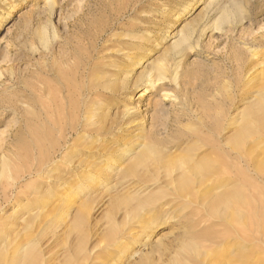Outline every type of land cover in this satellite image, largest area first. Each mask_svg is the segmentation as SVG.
<instances>
[{
  "label": "rangeland",
  "instance_id": "rangeland-1",
  "mask_svg": "<svg viewBox=\"0 0 264 264\" xmlns=\"http://www.w3.org/2000/svg\"><path fill=\"white\" fill-rule=\"evenodd\" d=\"M47 1L0 0V264H264V0ZM85 118L125 139L78 175ZM149 141L203 185L137 163Z\"/></svg>",
  "mask_w": 264,
  "mask_h": 264
},
{
  "label": "bare ground",
  "instance_id": "bare-ground-1",
  "mask_svg": "<svg viewBox=\"0 0 264 264\" xmlns=\"http://www.w3.org/2000/svg\"><path fill=\"white\" fill-rule=\"evenodd\" d=\"M219 2V1H218ZM214 3V2H213ZM217 3V2H216ZM46 5H48L51 9V13L53 12V7L55 5V2L54 0H48L46 2ZM221 10V9H220ZM40 37H41V40H44V34L43 32L40 33ZM187 36L185 35H180V37L178 38V40L174 41L173 42V45L174 47H180L182 46L184 43H186L187 40ZM167 66V65H166ZM165 65H160L158 67V70L161 72L160 76H159V79H157L158 81L159 80H162L164 81V77L162 76V72H164L165 68H166ZM151 79V78H150ZM148 81V80H147ZM150 81V80H149ZM152 81V80H151ZM150 81V82H151ZM152 83V82H151ZM165 82H162L161 84H164ZM149 84V83H148ZM163 100L166 101V97H168V94H164L163 95ZM259 108H260V111L263 112L264 111V102L261 101V103H259ZM85 113V112H84ZM87 113V111H86ZM132 117V113L129 112V108L126 112V115H125V126L122 125L123 127H126L123 132H125L126 130H132V132L134 131L135 128H133L134 126H132V123L131 121H128L129 118ZM261 118V116H260ZM263 118V117H262ZM261 118V119H262ZM264 120V118H263ZM113 121V120H112ZM116 122V121H115ZM102 123V122H101ZM113 123V122H112ZM123 123V122H122ZM100 124V123H99ZM103 124V123H102ZM53 125V123H52ZM106 125V124H105ZM113 126V125H112ZM54 127V130L57 131L59 133V135H61L63 138L64 136L66 135V129L65 127H63L61 124H58V126H56V124L53 125ZM77 127H79L85 134L87 137H89L91 139V141L89 143H87L85 145V149L86 150H81V151H78V156H77V161H78V167H81L83 166V168H81V171L78 173L79 174H83V173H88V174H92L96 169H97V166H96V162L98 163V161L100 163H102L105 159L108 158V156H111L109 155L108 153H112L111 151L113 149H111L109 146L107 145H100L98 143H96V141H100L101 142H107V143H112V144H116L115 146L117 145H120L119 142H123V139L125 138H122L121 135L119 136H116V139L114 140H111L110 142L107 141V139H104L107 137V135H109V128L110 127H106L104 125H98L97 126H94V123H88L87 119L85 118L84 119V122L83 123H79V125H77ZM76 127V128H77ZM120 127V126H119ZM138 127V126H137ZM136 127V128H137ZM52 129V128H51ZM114 129V128H113ZM119 130V128H118ZM238 135L239 137L237 138L236 142L234 143V145L232 146V150H234L235 152V156L236 158L235 159H239V158H242V159H248V162L250 164H253L255 161H254V158L255 156L253 157V154L255 153L256 154V150H257V146L256 144H254V142H250L248 144V139L252 138L253 137V133L251 132L250 130V126H242L241 128L238 129ZM78 131V129H77ZM121 131V130H120ZM54 132V131H53ZM56 132V133H57ZM112 132V131H111ZM82 133V132H81ZM113 133V132H112ZM122 133V132H121ZM130 133V132H129ZM111 134V133H110ZM112 135V134H111ZM85 136V135H84ZM138 136V135H137ZM139 136L142 137V135L139 134ZM66 137V136H65ZM114 138V137H113ZM136 138V137H135ZM139 139V137H138ZM94 140V142H93ZM110 140V139H109ZM122 144V145H123ZM159 143L157 142H152V141H149V142H145V144L143 145L144 147V151L137 156V163H140L142 160H144L145 157L147 156H150V155H153L155 157L156 160L159 161V164H155V160L150 164V168L153 170V171H160V172H164L166 173L167 175H172V173H175L177 178H176V181H173L172 185L174 188H175V185H177L178 187H183L185 186V184H181L178 182V178L182 177V178H186V177H195L197 176L196 178H198V176L201 178L199 180H197V185L200 187L203 185V179H202V174L204 172H208L209 169L207 168V161L206 162H203L201 163V159L199 161H192L191 158L189 157H184V156H179V157H176V156H173L172 154H166L164 153L158 146ZM111 145V144H110ZM111 146H114V145H111ZM125 146V145H124ZM175 146H178V144H171V145H166L164 148L165 149H168L167 150V153H169L170 149H172L173 147ZM50 147L52 148V153L50 155V158L53 159V157L55 156V147H54V141L51 142V145ZM121 147V146H120ZM117 148V147H116ZM230 148V147H229ZM123 149V148H122ZM126 149V148H124ZM254 154V155H255ZM77 155V154H76ZM63 157H61L62 159ZM205 159V158H203ZM109 160V159H108ZM256 160V159H255ZM53 162V160L51 161ZM105 162V161H104ZM121 162V161H120ZM136 163V164H137ZM105 164V163H103ZM111 165V164H110ZM254 166V165H253ZM257 166V165H256ZM119 167V166H118ZM255 167V166H254ZM109 168V167H108ZM118 172H120L121 174L123 175H127V174H131V173H134L135 172V164L134 163H129L128 165L124 166V167H119V169H117ZM253 170V169H252ZM51 171H55V172H64V173H71V171H69L68 169L65 170V169H62V168H57L56 166H52L51 167ZM256 171V170H254ZM119 173V174H120ZM75 174V173H74ZM77 175V173H76ZM195 181V180H194ZM175 183V185H174ZM191 186L193 188H196V185L194 183L191 184ZM172 187V188H173ZM198 187V188H199ZM239 194V193H238ZM225 198V201L226 202H231L229 197H224ZM241 198V197H240ZM224 204V203H223ZM233 204V202H232ZM231 204V206H232ZM225 207H228V204L227 206ZM228 209V208H227ZM234 211V210H233ZM229 214V213H228ZM227 214V215H228ZM258 230V229H257ZM235 231V229H234ZM264 233V232H263ZM261 234V233H260ZM238 237V236H237ZM259 239V238H258ZM244 240V239H243ZM242 241V240H241ZM261 242V241H260ZM264 243V242H263ZM262 244V243H261ZM243 248H245L244 246H242ZM241 247V248H242ZM242 248V249H243ZM244 250V249H243ZM241 250V252L243 251ZM240 255V254H239ZM238 258V257H237ZM239 264H252V260L249 258V257H246V256H243L242 254L239 256ZM255 262V261H254Z\"/></svg>",
  "mask_w": 264,
  "mask_h": 264
}]
</instances>
